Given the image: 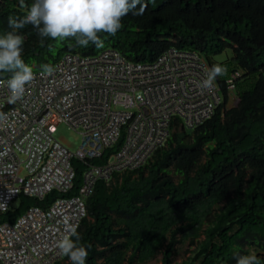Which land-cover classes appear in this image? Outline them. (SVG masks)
<instances>
[{
    "label": "trees",
    "instance_id": "trees-1",
    "mask_svg": "<svg viewBox=\"0 0 264 264\" xmlns=\"http://www.w3.org/2000/svg\"><path fill=\"white\" fill-rule=\"evenodd\" d=\"M146 3L142 15L121 17L115 35L100 34L102 48L78 46L72 37H45L42 43L31 24L19 30L22 55L34 71L66 54L90 56L107 48L135 63L153 62L175 48L198 53L208 68L228 66L213 81L220 101L209 119L191 129L174 119L164 145L141 167L95 183L77 229L88 246L86 264H148L158 255V264H235L237 254L250 252L264 264V0ZM24 13L19 0H0V32L10 30L9 15ZM226 50L230 58L214 59ZM6 76L0 71V78ZM123 140L121 133L88 163H107ZM71 165L75 176L68 192L51 191L40 200L20 195L0 214V223L12 224L30 207L45 210L58 198L77 195L87 165ZM184 245L188 256L174 263ZM64 258L55 264H71Z\"/></svg>",
    "mask_w": 264,
    "mask_h": 264
},
{
    "label": "built area",
    "instance_id": "built-area-1",
    "mask_svg": "<svg viewBox=\"0 0 264 264\" xmlns=\"http://www.w3.org/2000/svg\"><path fill=\"white\" fill-rule=\"evenodd\" d=\"M208 65L196 52L170 48L150 63L125 60L111 48L94 55H64L50 74L34 71L19 98L10 99L0 78V214L20 195L42 199L72 188V160L87 166L78 193L47 209L30 207L12 224L0 223V264H55L65 255L57 241L86 217L95 183L135 170L162 147L174 119L185 129L209 119L220 101L213 82L201 88ZM233 74L228 89H233ZM59 124L78 133L72 153L56 141ZM124 133L107 163L101 157ZM77 227V229H78Z\"/></svg>",
    "mask_w": 264,
    "mask_h": 264
},
{
    "label": "clouds",
    "instance_id": "clouds-1",
    "mask_svg": "<svg viewBox=\"0 0 264 264\" xmlns=\"http://www.w3.org/2000/svg\"><path fill=\"white\" fill-rule=\"evenodd\" d=\"M19 4L25 8V13L22 16L9 15L10 30L0 32V71L10 73L6 87L13 100L23 95L26 84L35 75L33 66L22 55L23 35L19 30L26 24L33 26L42 43L45 37L58 41L72 37L78 46L92 43L96 48H102L105 41L101 33L115 35L121 28V17L129 12L142 15L147 6L146 0H32L30 5L26 0H19ZM40 69L42 74H50L54 66L44 63ZM227 71L226 64H212L199 86L212 87L213 81ZM66 224L68 231L57 241V247L71 264H86L88 246L80 242L78 226ZM260 259L251 252L237 254L235 264H260Z\"/></svg>",
    "mask_w": 264,
    "mask_h": 264
},
{
    "label": "rangeland",
    "instance_id": "rangeland-1",
    "mask_svg": "<svg viewBox=\"0 0 264 264\" xmlns=\"http://www.w3.org/2000/svg\"><path fill=\"white\" fill-rule=\"evenodd\" d=\"M231 55H232L231 51L226 50L222 54L215 56L214 59L216 61L222 62V61H225L228 58H230ZM233 104H235L234 97L230 101V105H233ZM53 136L56 139V141L61 143L63 146H65L72 153H74L78 149L80 142H81L80 135L78 133L74 132L72 129L68 128L65 124H59L55 128ZM186 248H187L186 245L181 246L179 248V250H178V252L174 258V263H180L181 261H183L188 256V254L185 252ZM159 259H160V255H158L155 258V260L151 261L148 264H158ZM65 260L66 259L63 258L62 261H65Z\"/></svg>",
    "mask_w": 264,
    "mask_h": 264
},
{
    "label": "bare ground",
    "instance_id": "bare-ground-1",
    "mask_svg": "<svg viewBox=\"0 0 264 264\" xmlns=\"http://www.w3.org/2000/svg\"><path fill=\"white\" fill-rule=\"evenodd\" d=\"M123 134V133H122Z\"/></svg>",
    "mask_w": 264,
    "mask_h": 264
}]
</instances>
